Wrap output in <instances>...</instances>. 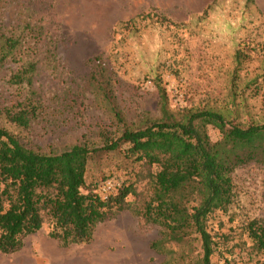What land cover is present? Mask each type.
Listing matches in <instances>:
<instances>
[{
    "label": "rangeland",
    "instance_id": "374dc122",
    "mask_svg": "<svg viewBox=\"0 0 264 264\" xmlns=\"http://www.w3.org/2000/svg\"><path fill=\"white\" fill-rule=\"evenodd\" d=\"M0 34L20 40L18 61L0 60V125L30 148L103 146L122 128L118 114L128 124L160 114L158 80L173 109L264 122V0H0ZM29 62L32 84L12 82ZM31 103L27 126L10 121L8 110ZM126 170L138 192L129 200L140 206L150 193L147 167L121 153L95 155L87 182L114 174L107 180L122 183ZM233 177L234 203L208 222L218 241L212 264H260L264 253L246 226L264 225V166L243 165ZM50 230L46 222L20 250L0 253V264H202L199 241L167 243L172 256L158 251L152 243L163 228L129 210L99 224L88 243L64 246Z\"/></svg>",
    "mask_w": 264,
    "mask_h": 264
},
{
    "label": "trees",
    "instance_id": "16d2710c",
    "mask_svg": "<svg viewBox=\"0 0 264 264\" xmlns=\"http://www.w3.org/2000/svg\"><path fill=\"white\" fill-rule=\"evenodd\" d=\"M0 38L4 40L0 60L18 61L14 51L20 40L3 34ZM35 70L34 62L22 64L11 80L32 84ZM158 90L160 114H145L134 124L118 114L121 130L101 147L79 143L63 151L43 152L26 146L0 125V253L20 250L24 238L46 222L49 235L64 246L88 243L99 224L129 210L163 228V238L153 242V248L172 256L175 250L167 243L199 241L201 263L212 264L218 241L209 219L234 203L237 168L253 162L264 166V122L243 123L212 107L173 109L161 80ZM29 107L8 110L10 121L27 126L36 109L32 103ZM210 128L219 132L216 140ZM110 152L147 167L141 176L148 179L150 193L139 200L140 206L129 200L138 192L128 170L121 186L107 197L97 189L114 174L88 184L93 157ZM246 230L264 253V225L254 219Z\"/></svg>",
    "mask_w": 264,
    "mask_h": 264
},
{
    "label": "built area",
    "instance_id": "2783aa9c",
    "mask_svg": "<svg viewBox=\"0 0 264 264\" xmlns=\"http://www.w3.org/2000/svg\"><path fill=\"white\" fill-rule=\"evenodd\" d=\"M121 182H117L114 180H107L102 183L101 188L102 191L104 192V197H107L110 192H113L116 188L121 186Z\"/></svg>",
    "mask_w": 264,
    "mask_h": 264
}]
</instances>
